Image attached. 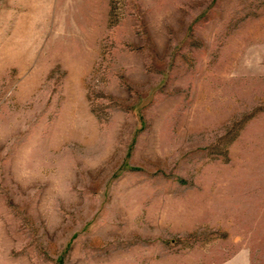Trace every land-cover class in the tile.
I'll use <instances>...</instances> for the list:
<instances>
[{
    "label": "rangeland",
    "instance_id": "374dc122",
    "mask_svg": "<svg viewBox=\"0 0 264 264\" xmlns=\"http://www.w3.org/2000/svg\"><path fill=\"white\" fill-rule=\"evenodd\" d=\"M0 264H264V0H0Z\"/></svg>",
    "mask_w": 264,
    "mask_h": 264
}]
</instances>
